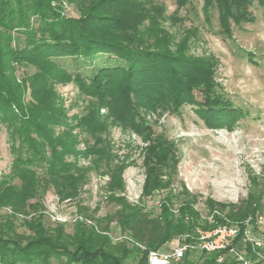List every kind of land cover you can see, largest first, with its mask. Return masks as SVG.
Wrapping results in <instances>:
<instances>
[{
    "label": "trees",
    "instance_id": "trees-1",
    "mask_svg": "<svg viewBox=\"0 0 264 264\" xmlns=\"http://www.w3.org/2000/svg\"><path fill=\"white\" fill-rule=\"evenodd\" d=\"M54 1L0 0V128L7 127L14 152L10 172L0 174V209L12 210L0 214V264H54V259L60 264H149L150 250L162 251L174 238L192 243L198 228L235 223L240 236L246 227L255 231L264 206L253 192L234 204L209 200L206 218L193 197L176 205L173 144L151 136L143 113L159 108L180 113L191 105L209 127L232 129L244 111L221 91L216 61L173 49L155 18L156 6L149 8L144 0H67L77 4L79 17L67 16ZM255 2L264 8V0H204L203 9L208 20L216 11L219 31L231 36L234 25L254 20ZM68 58L83 70L60 62ZM69 83L89 102L82 114L69 115L56 90ZM111 117L149 142L136 203L126 197L123 175L129 163L114 151ZM82 133L84 150L78 148ZM81 157L89 164L80 165ZM92 171L109 176L104 192L118 207L114 218L91 216L103 232L82 220L73 223L72 233L66 222L47 223L45 194L53 189L62 200L74 198ZM162 189L169 191L160 201L161 211L150 215L142 196ZM113 219L145 248L130 241L114 244L106 233ZM193 252L186 251L177 264H238L225 251L221 262L219 251L198 252L197 260ZM130 256L133 262L126 263Z\"/></svg>",
    "mask_w": 264,
    "mask_h": 264
},
{
    "label": "rangeland",
    "instance_id": "rangeland-1",
    "mask_svg": "<svg viewBox=\"0 0 264 264\" xmlns=\"http://www.w3.org/2000/svg\"><path fill=\"white\" fill-rule=\"evenodd\" d=\"M144 1L149 8L156 6L155 18L169 33L167 37L173 49L181 48L186 54L208 56L216 61L214 76L221 85V91L244 111V117L232 129L209 127L191 105L183 106L180 113L162 111L161 108L143 112L152 126L151 136H163L173 144L176 172L172 191L177 194L176 205L193 197L195 208L202 218H206L209 216V200L234 204L253 192L261 196L264 206V8L255 2L251 7L254 20L234 25L231 36H225L219 31L217 12H213L211 20L206 17L204 0H187L182 7L179 0ZM54 3L60 5L67 16H80L77 4L67 0H55ZM63 61L70 63L67 66L70 70H83L72 66L70 58L60 59L61 63ZM56 90L64 99L69 115H79L88 110L89 102L80 95L75 84H59ZM101 113L106 114L107 110L102 109ZM109 131L114 151L129 163L123 175L126 197L136 203L141 199L146 177L144 148L149 142L125 129L112 117ZM80 138L82 142L78 148L84 150L85 134L82 133ZM12 146L8 129L3 125L0 128V174L11 170L14 160ZM79 164L86 166L89 161L81 157ZM108 180V175L92 171L83 179L79 194L64 200L50 189L42 200L46 222L54 225L56 220L53 217L66 219L62 222L67 223L66 230L72 233V218L80 215L92 221L88 225L103 232L95 219L114 218L118 208L106 198L104 190ZM168 191L162 189L142 196L145 211L150 215L159 214L160 201ZM7 211L12 210L5 207L0 209V214ZM261 214L258 228L252 234L264 242V208ZM21 222L18 220L19 231L24 230ZM106 232L114 244L123 242L118 238L126 235L115 219ZM177 239L164 245L162 251L168 252ZM199 255L193 252L191 257L197 260ZM132 259L128 257L126 263H132ZM53 263L60 264V261L54 259Z\"/></svg>",
    "mask_w": 264,
    "mask_h": 264
},
{
    "label": "built area",
    "instance_id": "built-area-1",
    "mask_svg": "<svg viewBox=\"0 0 264 264\" xmlns=\"http://www.w3.org/2000/svg\"><path fill=\"white\" fill-rule=\"evenodd\" d=\"M53 217V216H52ZM56 221L61 218L53 217ZM262 216H259V222ZM85 221L92 224V221L77 215L72 218V221ZM107 233V232H106ZM240 226L235 223L218 224L212 229H197V236L194 242H185L180 238L177 239L176 244H172L168 252L150 250L148 255L149 264H177V262L185 255L186 251L194 250L197 252H215L219 251L218 261L224 260L222 251L228 252L238 264H264V242L252 234L250 227H246L240 236ZM122 241L135 242L127 234L118 238ZM239 240L241 245L235 243ZM138 246L145 248L139 242H135ZM251 253H250V251Z\"/></svg>",
    "mask_w": 264,
    "mask_h": 264
}]
</instances>
